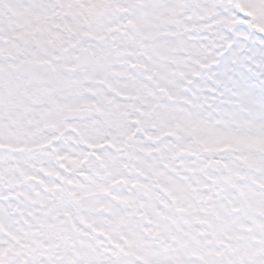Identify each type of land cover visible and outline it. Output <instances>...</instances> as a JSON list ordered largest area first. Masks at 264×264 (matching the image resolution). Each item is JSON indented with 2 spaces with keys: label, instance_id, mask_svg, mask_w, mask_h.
<instances>
[{
  "label": "snow or ice",
  "instance_id": "6c2138e0",
  "mask_svg": "<svg viewBox=\"0 0 264 264\" xmlns=\"http://www.w3.org/2000/svg\"><path fill=\"white\" fill-rule=\"evenodd\" d=\"M0 264H264V0H0Z\"/></svg>",
  "mask_w": 264,
  "mask_h": 264
}]
</instances>
